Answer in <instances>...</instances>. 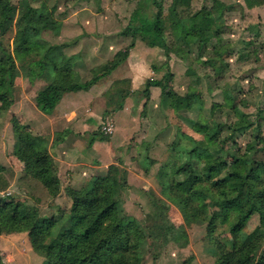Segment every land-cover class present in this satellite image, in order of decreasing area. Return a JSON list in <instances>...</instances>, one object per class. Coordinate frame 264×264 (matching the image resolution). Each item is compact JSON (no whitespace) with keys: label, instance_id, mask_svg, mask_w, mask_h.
I'll list each match as a JSON object with an SVG mask.
<instances>
[{"label":"trees","instance_id":"1","mask_svg":"<svg viewBox=\"0 0 264 264\" xmlns=\"http://www.w3.org/2000/svg\"><path fill=\"white\" fill-rule=\"evenodd\" d=\"M263 4L264 0H258L257 5ZM220 6L215 0H204L196 5L194 0L138 2L128 28L143 40L160 36L168 56L166 62L154 66L156 72L165 69L164 74L148 79L142 90L147 98L145 106L151 97V87L158 86L163 109L173 110L178 116L180 111L194 107L204 110L202 92L182 95L174 88L170 53L185 61L199 58L201 64L210 65L221 76L228 64L219 47L225 43L219 23L232 7ZM149 20H154V24L150 25ZM61 27V20L46 4L35 7L29 0H23L17 6L13 0H0V113L14 104L16 78L21 70L30 81H46L35 100L41 111L50 114L65 93L89 90L102 77L110 75L127 59L134 45L130 44L112 59L94 67V76L84 81L75 67V58L65 56L67 45L53 44L43 35L47 30L59 35ZM13 29L15 35L8 40L7 34ZM194 47L198 49L196 57L191 53ZM209 48L215 53L205 58L204 52ZM187 72L196 73L190 65ZM113 86L123 98L130 92L127 79L117 80ZM221 105L213 104L209 116L201 112L194 121L192 128L202 137L177 125L175 138L168 145V157L157 174L161 195L149 194L158 210L154 222L148 225L149 235H161L170 224L165 198L179 199L184 223L175 229L177 240L186 233L187 226L206 224L209 249L216 258L214 264H264V251L258 250L245 230L255 215H259L260 223L252 234L264 226V160L255 157L257 151L264 150L261 123L264 110L253 118L238 105H232L234 119L230 116V133L222 138L220 124L211 132ZM13 127L14 153L25 163V174L56 199L63 183L50 151L49 138L35 133L30 124L17 117ZM247 130L252 131L253 140L241 144L235 133ZM108 138L104 132L95 131L89 146L97 139ZM142 156L149 159L148 152ZM152 165L153 160L149 159L145 172H149ZM128 186V171L112 164L106 175L92 176L81 188L67 186L66 194L72 199L70 210L64 211L55 200L59 213L47 216L38 205H29L17 196L2 195L10 189L11 182L4 168H0V237L28 233L34 251L46 259L45 264H137L145 255V241L138 234L135 217L121 210ZM195 192L201 195L196 197ZM0 264L12 263L6 262L0 253Z\"/></svg>","mask_w":264,"mask_h":264},{"label":"crops","instance_id":"2","mask_svg":"<svg viewBox=\"0 0 264 264\" xmlns=\"http://www.w3.org/2000/svg\"><path fill=\"white\" fill-rule=\"evenodd\" d=\"M89 1H80L76 5V8H80L79 10L73 9L72 13L61 19L59 44L67 45L65 56L75 58V67L84 81L94 76L92 72L94 67L112 59L117 52L134 43L130 48L129 56L110 75L102 77L89 90L65 93L52 113H44L36 104L33 110L35 116H30L26 122L35 129V132L50 136H48L50 151L59 166V176L64 188L67 185H75L76 182H87L94 175H106L112 164L122 166L128 171L130 185L135 183L143 187L146 182H150V173L144 170L149 159L142 155L150 152L149 145L153 142L156 145V140L158 142L159 138L166 142L171 135V132L160 131L162 128L157 126L154 119L143 112L148 104L145 106L147 98L142 90L147 80L155 77L154 66L161 65L162 59L164 62L168 59L165 43L160 36L143 40L139 36H134L133 31L128 28L131 14L140 0H98L101 2L98 11H93L89 7L90 4H87ZM203 1L194 0V4H200ZM215 1L221 4L220 7H232L230 11H226L223 20L219 23L222 30L221 38L224 39L226 34L223 28L230 26L244 27L249 34V37L242 38L237 43L234 42L240 49L231 55L224 53V45L219 46L223 53L222 58L229 64L226 69L231 67L234 56L239 62H250L248 60L250 48H254V52L258 53L257 59L260 61L264 54H260L262 49L258 48L256 51L257 42H253L252 39L253 36L263 37L260 46L264 47V4L257 5L258 0H248L250 5L247 0ZM84 3L86 5L82 6ZM128 10L132 12L127 19H124ZM230 14L232 16H229ZM229 17H234L235 20H228ZM148 23L152 25L154 20H149ZM167 41L171 42V39L167 37ZM225 45L228 46V43ZM86 65L88 66L87 74H91L87 78L81 70V66ZM170 65L174 74L176 67L179 68L180 65H183L186 73L189 74L187 70L190 62L181 59L175 53H170ZM251 72L254 75L264 76V60ZM176 78L175 74V80ZM125 79L129 80L130 92L123 98L113 83ZM173 86L184 95L178 90L176 83ZM124 88L126 89V86ZM150 90L149 107L153 106L160 112H168L169 110L161 106V88L152 86ZM180 113L183 115L185 111ZM108 125L113 127L110 133L104 129ZM148 126L152 128V131L156 130L155 137L146 132ZM98 130L107 134L109 138L97 139L89 146V140ZM64 202L69 206L72 204L71 198L67 196L65 189H62L56 203L64 208ZM23 235L29 237L26 232L1 235V253L5 252L3 242L18 239Z\"/></svg>","mask_w":264,"mask_h":264},{"label":"rangeland","instance_id":"3","mask_svg":"<svg viewBox=\"0 0 264 264\" xmlns=\"http://www.w3.org/2000/svg\"><path fill=\"white\" fill-rule=\"evenodd\" d=\"M23 0H13V2L19 6ZM33 6L41 7L46 4L53 12L57 19H64L67 15L76 8L77 3L83 0H29ZM90 0L87 4L93 11H98L100 1ZM136 3V2H135ZM134 3V4H135ZM167 1L166 4H168ZM208 5L212 4V1L207 2ZM84 3L82 6H85ZM132 10H128L124 19L128 18ZM229 16H232L231 14ZM123 20V19H121ZM228 20H235L233 17H229ZM226 32L224 34L225 47L224 53L231 55L236 53L239 45L236 44L240 39L249 37L244 27H227L223 28ZM15 35V30L7 34V39L12 40ZM44 37L53 44H59V35H55L52 31L47 30L43 33ZM262 38V39H261ZM254 37L252 41L257 42L255 45L257 49H262L260 54H264V47H261L263 37ZM231 41L233 43H231ZM130 42V41H129ZM127 42V44H129ZM236 42V43H234ZM228 43V46L225 45ZM257 46V47H256ZM188 49V47H186ZM254 48H250V62H239L237 57L234 56V61L230 64V68L225 69L221 76H218L213 67L210 65L201 64L198 59L190 62V66L196 73L187 74L183 65L176 67L175 74L177 75L176 83L178 90L181 93L187 94L189 92H202L204 98V110H199L194 107L192 110L185 111V114L178 116L173 110L168 112H160L157 108L149 107L150 101L147 107L144 109V114L154 119L157 126L162 128L160 131L171 132V135L165 142L162 138L153 142L148 153V158L153 160V165L150 168V182H146L145 186L133 183L125 189L121 210L122 213H129L136 218V228L141 239L145 241V255L143 258L137 261V264H214L215 257L208 245V238L206 232V224L194 223L186 227V233L177 240L176 231L181 224L184 223L181 211L179 209V199H166V203L169 206V218L170 224L167 229L161 235H149L150 223L154 222L157 216V208L151 202L149 194L151 192L161 193V185L157 179V174L162 164L168 157V145L174 140L173 135L177 131V125L181 124L186 132L196 136L201 135L194 132L192 125L196 121L201 112H205L208 116L210 114V108L213 104H222L213 119L212 131L214 132L218 125H221L222 138L230 133L229 123L231 119H234V114L230 107L232 105H238L242 110L252 114L253 118H256L260 111L264 108V76L254 75L251 70L258 68L259 64L263 62L264 56L258 61V53L254 52ZM192 55L196 57L198 55V49L192 48ZM212 48H209L204 52V57H210L214 55ZM227 55V56H228ZM263 58V59H262ZM258 61V62H257ZM104 62V61H103ZM106 62V61H105ZM160 62H164L162 59ZM159 62V63H160ZM161 64V63H160ZM220 64V63H219ZM229 65V64H228ZM160 66V65H158ZM229 67V66H228ZM88 66H81V70L85 78L91 74H87ZM165 72V69L155 73V77H161ZM185 72V73H184ZM90 77V76H89ZM46 84L45 80H38L32 83L21 70L20 75L16 78L15 83V101L14 104L4 112L0 113V168H4L10 182L11 187L2 195L6 197L14 196L20 197L23 201L28 202L29 205H38L42 209V213L47 216H51L59 213V209L55 208L54 202L57 199H53L47 193V191L38 183V181L28 177L25 174V163L16 157L15 150V133L13 127V120L15 117L19 118L23 123H27V119L33 116V110L36 108V95L39 88ZM35 116V115H34ZM263 124L264 131V121ZM29 124V123H27ZM32 127V126H31ZM100 127H98L99 129ZM33 131L35 129L32 127ZM101 129V128H100ZM151 136H154L156 130L152 131V128L147 127ZM35 133H39L38 131ZM45 136H49L45 134ZM157 136V135H156ZM50 137V136H49ZM48 137V138H49ZM155 137V136H154ZM235 137L241 144H246L253 140L252 131L247 130L244 132L235 133ZM168 143V144H167ZM256 158L264 160V150L257 151ZM86 182H76L73 186L75 188H81ZM66 186V187H67ZM66 187L63 189H66ZM194 195L200 196V192H195ZM68 196V195H67ZM72 200V199H71ZM59 205V204H58ZM72 206V204H71ZM71 206L65 204L64 211L68 212ZM259 215H255L246 227L247 236L254 241L258 250L262 253L264 251V226H262L256 234H252L254 229L259 225ZM3 250L5 252L1 255L6 262L12 264H45L44 257L36 253L30 243L29 237L23 235L18 239L9 240L3 242Z\"/></svg>","mask_w":264,"mask_h":264},{"label":"built area","instance_id":"4","mask_svg":"<svg viewBox=\"0 0 264 264\" xmlns=\"http://www.w3.org/2000/svg\"><path fill=\"white\" fill-rule=\"evenodd\" d=\"M104 129H105V131L108 132V133H110V132L113 131V127H112L111 125L106 126Z\"/></svg>","mask_w":264,"mask_h":264}]
</instances>
